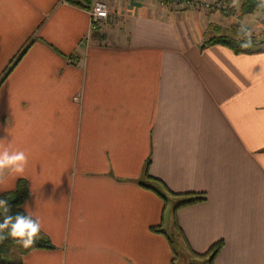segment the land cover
<instances>
[{"label":"crops","instance_id":"obj_1","mask_svg":"<svg viewBox=\"0 0 264 264\" xmlns=\"http://www.w3.org/2000/svg\"><path fill=\"white\" fill-rule=\"evenodd\" d=\"M113 1L91 28L84 0H0V140L28 156L0 193L25 179L54 245L21 264H171L168 230L264 264V50L206 44L218 12Z\"/></svg>","mask_w":264,"mask_h":264},{"label":"trees","instance_id":"obj_2","mask_svg":"<svg viewBox=\"0 0 264 264\" xmlns=\"http://www.w3.org/2000/svg\"><path fill=\"white\" fill-rule=\"evenodd\" d=\"M85 4H81L84 8L89 9L91 0H84ZM180 1H190V0H180ZM226 4L229 5L228 9L231 10L232 8V1L231 0H225ZM258 0H241L239 12L242 16L252 14L255 11H259L261 14L264 15V9H260L257 7ZM212 28V36H210L206 44L208 45H222L229 50H231L234 54H244V53H253L257 51L264 50L262 48L264 44V40H258L255 35H252V47L250 48H241L240 47V36L238 35V29L236 27H233L234 29L226 30L222 27L218 26H209L208 29ZM155 182H159L155 179H152ZM164 192H166L169 196L175 197L178 196L177 194L171 193L168 191L165 187H163ZM152 190L156 191V193L161 197V200L163 201V204L166 206L168 202L167 196L161 191H157L154 188ZM190 195L191 198L187 199L185 201L180 202L177 204L176 208H179L181 206H185L188 204H193L198 201H202L204 198L202 196H198L195 194H186V195H180V196H187ZM29 196V190L27 186V181L25 179L19 178L16 180L15 185L12 189L0 193V199H6L8 201V212L7 215L15 216L17 214H24L27 215L22 206L24 202L27 200ZM5 219V214L3 213V210H0V223H2ZM153 231L156 232H162L159 227H152ZM170 242V240H169ZM171 244V242H170ZM190 256L193 259H196V264H213V260L219 250L222 247V242L219 241L212 246H210L204 253L198 254L193 252L188 246H186ZM54 245L51 243L49 238L45 236L41 231L39 233L37 242L29 247L24 248L22 245H20L15 239L13 238H7L3 242H0V264H21V257L25 254L29 253L32 250H38V249H53ZM172 248V258H171V264H177L178 262V256L175 254L173 247ZM14 258V259H13Z\"/></svg>","mask_w":264,"mask_h":264},{"label":"clouds","instance_id":"obj_3","mask_svg":"<svg viewBox=\"0 0 264 264\" xmlns=\"http://www.w3.org/2000/svg\"><path fill=\"white\" fill-rule=\"evenodd\" d=\"M257 7L264 9V0H258ZM238 35L241 48L252 47V31L246 25L241 24ZM27 164L28 156L25 151L13 149L11 143L0 140V186L6 183L8 176L22 175ZM0 210L5 214L4 221L0 223V242L10 237L24 248H29L37 242L41 223L39 218H34V213L28 211L27 215L17 214L14 217L7 215L6 199H0Z\"/></svg>","mask_w":264,"mask_h":264},{"label":"rangeland","instance_id":"obj_4","mask_svg":"<svg viewBox=\"0 0 264 264\" xmlns=\"http://www.w3.org/2000/svg\"><path fill=\"white\" fill-rule=\"evenodd\" d=\"M89 9L92 4L96 1H103L107 4L108 14H110V7L113 0H91ZM232 8L228 9L229 5L226 4L225 0H190V1H168L164 5H161L163 8L168 9H184L186 7L195 10L198 13L206 15L208 13L221 14L219 21L223 29L230 30L233 27H236L239 31L241 24L246 25L251 31L252 35L258 40H264V15L259 11H255L252 14L242 16L239 12V7L241 0H231ZM88 9V10H89ZM218 12V13H217ZM108 19V18H107ZM107 21V20H106ZM218 26V24H211V26ZM225 25V27H224ZM210 36H212L213 29L209 30ZM264 49V44L262 46ZM172 230H168L167 233L169 237L173 240V249L175 254L179 257L177 264H196V259H193L186 246H181L177 244L176 238L171 234ZM14 259V258H13Z\"/></svg>","mask_w":264,"mask_h":264},{"label":"built area","instance_id":"obj_5","mask_svg":"<svg viewBox=\"0 0 264 264\" xmlns=\"http://www.w3.org/2000/svg\"><path fill=\"white\" fill-rule=\"evenodd\" d=\"M168 1H180V0H159L161 5H164ZM89 13V22L91 28L99 27L104 24L108 18V7L107 4L103 1H96L92 4Z\"/></svg>","mask_w":264,"mask_h":264}]
</instances>
